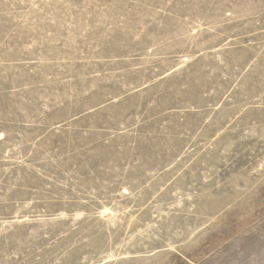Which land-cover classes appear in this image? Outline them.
<instances>
[{"label": "rangeland", "instance_id": "1", "mask_svg": "<svg viewBox=\"0 0 264 264\" xmlns=\"http://www.w3.org/2000/svg\"><path fill=\"white\" fill-rule=\"evenodd\" d=\"M0 264H264V0H0Z\"/></svg>", "mask_w": 264, "mask_h": 264}]
</instances>
